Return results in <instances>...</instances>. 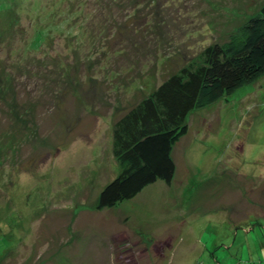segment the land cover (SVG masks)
I'll list each match as a JSON object with an SVG mask.
<instances>
[{"label": "rangeland", "instance_id": "374dc122", "mask_svg": "<svg viewBox=\"0 0 264 264\" xmlns=\"http://www.w3.org/2000/svg\"><path fill=\"white\" fill-rule=\"evenodd\" d=\"M263 5L0 0V264H264V75L188 113L171 182L98 207L117 119Z\"/></svg>", "mask_w": 264, "mask_h": 264}, {"label": "trees", "instance_id": "16d2710c", "mask_svg": "<svg viewBox=\"0 0 264 264\" xmlns=\"http://www.w3.org/2000/svg\"><path fill=\"white\" fill-rule=\"evenodd\" d=\"M43 30H37L33 46L43 43ZM203 54L202 64L171 75L117 119L114 149L124 167L101 191L99 208L133 198L158 179L171 182L176 170L173 147L188 131V113L264 75V5L227 41L207 46Z\"/></svg>", "mask_w": 264, "mask_h": 264}, {"label": "crops", "instance_id": "0c3cea01", "mask_svg": "<svg viewBox=\"0 0 264 264\" xmlns=\"http://www.w3.org/2000/svg\"><path fill=\"white\" fill-rule=\"evenodd\" d=\"M156 181H158V180H156ZM156 181H155V182H153V183H156ZM153 183H150V184H153Z\"/></svg>", "mask_w": 264, "mask_h": 264}]
</instances>
